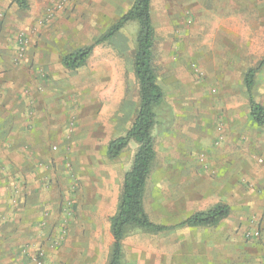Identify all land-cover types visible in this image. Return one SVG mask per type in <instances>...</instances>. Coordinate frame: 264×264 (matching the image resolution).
<instances>
[{
	"label": "rangeland",
	"instance_id": "rangeland-1",
	"mask_svg": "<svg viewBox=\"0 0 264 264\" xmlns=\"http://www.w3.org/2000/svg\"><path fill=\"white\" fill-rule=\"evenodd\" d=\"M27 2L28 11L18 12L11 22L0 18V42L15 47L12 56L0 48V58L16 59L15 70L0 68V190L33 182L28 171L23 180L20 172L11 174V165L20 163L12 158V138L24 133L43 138L32 123L45 116L67 125L45 135V159L29 161L42 175L39 189L54 201L41 210L37 224L27 222L37 236L29 234L22 242L20 262L107 264L113 243L109 218L117 212L123 176L138 145L129 142L114 161L107 159L106 149L130 128L139 108L133 70L138 25L130 22L96 46L78 70L65 69L61 57L93 44L134 0H47L45 16H35V1ZM105 10L108 20L101 25ZM60 12L66 28L58 47L52 43ZM151 20L163 107L155 109L156 158L144 192L150 220L173 226L226 199L227 177L218 172L213 153L224 150L227 137L236 138L237 160L245 155L249 167L237 169L243 193L226 220L213 228L161 234L132 229L123 240L124 262L264 264V126L249 117L244 85L246 72L264 58V0H152ZM44 50L54 53L47 64L37 59ZM8 82L11 90L4 87ZM252 95L264 106V67L256 73ZM57 135L63 139L60 145ZM203 139L210 144H200ZM17 149L30 151L25 142ZM3 200L0 193V264L7 259Z\"/></svg>",
	"mask_w": 264,
	"mask_h": 264
},
{
	"label": "trees",
	"instance_id": "trees-1",
	"mask_svg": "<svg viewBox=\"0 0 264 264\" xmlns=\"http://www.w3.org/2000/svg\"><path fill=\"white\" fill-rule=\"evenodd\" d=\"M151 1L134 0L132 6L102 34L93 44L78 48L61 57L62 66L70 71L82 68L92 55L94 48L108 42L126 24L136 22L138 31L135 37L133 70L139 88V108L137 114L123 136L109 141L106 155L115 160L134 141L138 147L131 168L124 174L122 190L117 212L109 218L110 233L113 239L107 264H126L124 262L123 240L132 229L145 233L158 234L172 228H210L217 226L227 218L230 208L217 204L212 208L196 212L176 226L158 225L150 221L144 211L143 197L147 181L155 161L156 152L152 131L156 125L155 109L163 107V91L157 84L153 64L155 30L151 20ZM21 12L29 9L27 0H12ZM264 67V58L256 68L249 69L244 76L245 90L248 96L249 117L257 126H264V106L257 103L252 95L256 73Z\"/></svg>",
	"mask_w": 264,
	"mask_h": 264
},
{
	"label": "crops",
	"instance_id": "crops-1",
	"mask_svg": "<svg viewBox=\"0 0 264 264\" xmlns=\"http://www.w3.org/2000/svg\"><path fill=\"white\" fill-rule=\"evenodd\" d=\"M33 1H35V4H34L35 11H36L35 16H37L38 14H41V16L44 14L43 16H45L46 15L45 13H48V11L44 13L45 7L47 5L46 3L47 0H33ZM18 12L21 13V11H19L18 8L13 4L12 0H0V18L4 16V19L8 18L10 19V22H11V20H14L16 15L18 16ZM108 16L109 14L107 13V10L104 11V14L101 13L100 18H99L101 25H104L106 23L105 21L108 20ZM65 17L66 16H64V13L62 12L58 14V21H59L58 24H60L59 32L57 33L56 39H53V41L54 40L56 41L53 42L52 45L56 44L59 47L61 44L60 40L63 41V39H61L60 37V31L65 30L66 26L60 20L62 18L65 19ZM96 22H97V19H96ZM91 23H93V21H91ZM48 42L50 41L48 40ZM45 44H46V41H42V47L43 48L45 47L46 49L47 46H45ZM0 48L5 49L6 53L7 54L10 53L11 56L15 54V49H14L15 47L8 43L0 42ZM51 54L54 57V53H50V51L44 50L43 55L41 57L37 56V59L41 63L47 64L48 56H50ZM25 59L26 60H24V63H27V58ZM15 60L16 59H14L13 63L15 62ZM13 63H12V58H9L8 55H6V57L3 59L0 58V68L1 66H3L4 68L8 70L10 69L15 70L16 68L14 67ZM21 63L22 61L20 62V64ZM4 87L9 88L11 90V88H14V85L8 82V84ZM4 87H2L1 90H3L4 94H6L7 91ZM230 118L233 119L235 117L231 116ZM62 121L63 120H61L60 122V119L56 121L54 120L53 117L45 116L44 119L40 121V123L39 121L37 122L35 121L32 123V126L39 128V134L42 135L43 138H40L38 133L36 132L35 133L37 134L38 137L34 133H30V134L24 133V135H21L20 137L12 138L14 142V145L11 148V152L13 154L12 158L19 160L20 163L19 164L17 163L18 165L17 164L14 165V163L11 165L10 167L12 168L11 174H13L14 172H20L21 179L23 180V178L26 177L25 172L28 171L27 178H29V180L30 181L32 180L33 182H29L27 184V187L22 186L21 188L17 189L15 187L13 188L12 185H10L9 187H5V189L0 190V193H4V200H3L4 208H5L4 212H5V215L7 216V221L4 223L5 224L4 225L5 235H6L4 236V238L6 239L5 241L7 242V248L5 250V255L7 258L5 262L6 264H21L20 257L18 255L19 247L23 244L22 242L24 241L26 237L29 236V234H32V237L34 238L37 236V232L35 231V229L33 228L28 229L27 227H25L27 222L28 221L30 223L35 222L37 224V222L40 220L41 210L44 207H47V205H50L51 203L53 204L54 198L53 197L49 198L47 193L44 192L43 188L39 189V186L37 185L38 184L37 181H38V178H41L42 175H40L39 170H37V172L35 171L34 168H36V165L32 164L29 161L30 160L33 161L36 157L41 158V159L46 158V155L49 154V149H48V146H46V143L44 141V139L47 138V136L45 135L49 134V129L51 128L53 129L54 127H56V128L61 129V127L63 126L65 127V125H67V122L66 121L62 122ZM54 140H56L57 143L60 145L63 139L59 135H57V137ZM235 140L236 138L227 137L225 141L226 145H225L224 150L213 153L214 154L213 156H215V159H216L215 165L218 168V172L220 173L222 178H225V176L227 177L225 179V182L227 183V186L225 189V191L227 192L226 199L223 202L216 203L215 205L217 204L228 205L230 208L229 216L231 214V208L235 207V202L237 201V199L239 200L241 199V196L243 193L242 191L243 188L237 185V179H236V175H238L237 169H242L245 171L249 167L246 161L247 157H245V155H242L243 159L238 158L237 160V155L234 153L235 152L234 151L235 150V144H234ZM23 142L29 145L30 151L28 153L27 152L25 153L24 151L16 152V150H18L17 146ZM200 144L209 145L210 143L209 142L205 143L203 139L202 141H200ZM22 161H25V163H23ZM110 161H114V160H110ZM237 161H240V163H238ZM28 175L30 176L28 177ZM146 187H147V184H146ZM146 187H145V190H146ZM143 205H144V197H143ZM227 218H225L224 220H226ZM183 220L184 219L180 220L178 223H180ZM224 220H222L221 222H223ZM155 224L170 226V225L159 224V223H155ZM176 225H173V226H176ZM184 228L185 229H195V228H186V227ZM210 228H213V227H210ZM163 233H166V232H163ZM158 234H161V233H158Z\"/></svg>",
	"mask_w": 264,
	"mask_h": 264
},
{
	"label": "built area",
	"instance_id": "built-area-1",
	"mask_svg": "<svg viewBox=\"0 0 264 264\" xmlns=\"http://www.w3.org/2000/svg\"><path fill=\"white\" fill-rule=\"evenodd\" d=\"M56 7L57 8H60L61 7V5L60 4H56ZM24 44H26V41H24L23 43H22V45H24ZM23 49H20V51H22Z\"/></svg>",
	"mask_w": 264,
	"mask_h": 264
}]
</instances>
